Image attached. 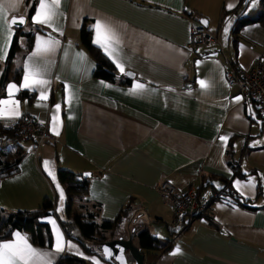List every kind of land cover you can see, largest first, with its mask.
Listing matches in <instances>:
<instances>
[{"label":"crops","instance_id":"0c3cea01","mask_svg":"<svg viewBox=\"0 0 264 264\" xmlns=\"http://www.w3.org/2000/svg\"><path fill=\"white\" fill-rule=\"evenodd\" d=\"M238 2L60 0L49 27L31 19L38 0H0L7 20L12 13L25 16L21 27H12L7 42L8 53L16 35L17 47L4 80L6 57L0 58V99L7 98L9 83L22 84L26 62L37 79L47 81L16 91L12 99L19 101L21 115L0 118V122L11 125L23 117L35 118L47 122L54 137L36 148L33 140L25 139L18 170L0 177V206L5 211L36 208L44 198L53 201V213L41 219L49 225L50 244H37L30 232L18 229L2 240H13L12 234L18 231L34 248L48 253L51 264L64 254L81 258L83 264H112L104 260L100 244L85 241L93 250L86 252L66 237L56 209L55 184L63 186L57 169L62 168L80 174L75 178L82 177V172L90 175L85 177L79 205L72 202L67 209L61 204L59 217L69 221L75 206V216L82 221L87 214L96 221L112 220L129 203V214L104 235L106 240L130 236L137 246L136 229L147 227L158 242L143 254L144 264H264V200L252 203L256 209L216 200L207 205L206 216L185 222L186 216H175L156 189L160 180L167 179L184 193L197 186L200 176L217 180L222 175L231 177L241 195L253 199L257 179H264V123L253 102L235 99L241 97L238 89L229 86L223 76L229 59L241 69L256 58L264 61V26L260 23L243 25L236 43L231 42L230 26L236 14L260 6V0H248L235 11ZM98 20L107 28V51L96 43L93 26ZM200 20L207 21L202 25L217 40L192 47L189 31ZM82 24L89 29L91 42L117 68L119 74L113 81L92 76L94 61L80 42ZM223 24L227 27L225 45L221 43ZM5 27L0 21V56L5 49ZM33 29L31 46L25 50L26 36L20 32ZM37 36L55 43L51 51L29 60ZM229 41L231 50L225 51ZM127 71L133 75L123 84L120 81ZM201 80L206 88L201 87ZM137 84L144 87L138 89ZM229 160L237 162L245 177L233 176ZM45 161L49 162L47 169ZM209 194L208 187L201 190L205 201ZM50 220H55V226ZM57 230L62 236L61 252L55 251ZM167 240L169 245L160 248ZM177 246L180 252L173 254ZM126 255L131 264L128 251Z\"/></svg>","mask_w":264,"mask_h":264},{"label":"trees","instance_id":"16d2710c","mask_svg":"<svg viewBox=\"0 0 264 264\" xmlns=\"http://www.w3.org/2000/svg\"><path fill=\"white\" fill-rule=\"evenodd\" d=\"M245 1L248 0H239L234 10L236 11L238 8H240L241 4ZM32 9L33 5L31 4L28 9V15L32 12ZM253 22H258L264 26V0H260L259 8L253 10L252 12L247 14L239 12L236 14V17L230 26L231 42L234 44L236 43L240 27ZM35 30H39V27H37ZM33 33L34 29L21 32V34L26 35V43L24 45L25 50H28L31 46ZM15 38L16 35L14 36L13 42L11 43V47L9 48L5 59V73L3 75V80L6 78V74L9 72L13 52L17 47ZM80 42L84 46L89 57L94 61L92 76L95 78L113 81L119 74L117 68L105 55V53L98 46L91 42L90 31L84 27V24H82L80 28ZM229 60L231 64H236V62L232 59ZM129 80L130 78L127 74L123 75L120 82L125 84L128 83ZM18 122L19 120L15 123H12L11 125H5L0 122V177L16 172L18 170V163L24 155V149L20 143L23 138L15 133ZM228 164L233 169V176L245 177L246 174L239 171L236 161L229 160ZM77 175L80 174L67 169H57V176L59 180L62 183H66V198H69L71 193L80 194L87 183V178H75ZM72 181L77 183V187L76 184H71ZM206 187L210 189V194L208 195L206 201L207 205L216 200L225 199L244 208L256 209V205H253L252 203L258 198L264 200V179L261 180L260 178L257 179L256 193L253 199L244 197L237 190H235L231 183V177H224L220 175L218 176L217 180H215V178L212 176H200L199 182L195 187L196 195L198 197H202L201 190ZM65 207L68 209L69 204L65 203ZM53 208V201H51L49 198H44L41 204L33 209L5 211L0 206V240L10 237L11 233L15 229H18L30 232L33 241L37 244H50L51 232L49 225L41 219L48 215V210H53ZM130 209L131 205L126 202L125 205L120 209L117 216L112 220L101 219L96 221L93 220V215L87 214L86 220L83 221L76 216L71 217L69 221L61 219L58 216V221L66 237L72 238L82 247L84 251L89 252L93 250L87 246L85 241L88 240L100 244L102 241L106 240L107 238L106 235H104V232L108 230L113 231L123 220V218L129 214ZM200 216H206L205 212L203 214L192 215L188 217L185 222L192 221L193 219ZM74 226L78 228V231L81 233L84 240L72 235L71 229ZM136 231L138 240L137 246L145 255V252L156 247L155 244L158 241L150 234L147 227L145 226L137 228ZM169 242L170 240H167V242H160V248H165L169 245ZM83 263L84 260L75 255L64 254L54 264Z\"/></svg>","mask_w":264,"mask_h":264},{"label":"snow or ice","instance_id":"6c2138e0","mask_svg":"<svg viewBox=\"0 0 264 264\" xmlns=\"http://www.w3.org/2000/svg\"><path fill=\"white\" fill-rule=\"evenodd\" d=\"M254 2V0H253ZM60 5V0H38V6L35 8V13L31 17L33 23L35 24H43L48 25L49 27L52 26L55 16L57 15V10ZM10 7H14L15 5H9ZM229 8L233 7V5H228ZM5 11V5L0 4V21L6 26L5 31L6 35V43L5 49L2 52V56L0 58H4L7 56V42L11 39L12 36V27L16 24H23L25 22V18L21 17H12L11 20H7L3 16V12ZM207 23V21H204ZM96 30V43L100 44L105 48L107 51V42H108V35H107V28L101 21H97L96 24L93 26ZM227 31V29H225ZM55 42H50L44 40L42 37L37 36L36 38V47L32 54L29 56V60L32 59L33 56H36L41 53H46L52 50V47ZM121 71H123V67L119 66ZM37 73L30 70L29 64L26 62L24 64V77L23 82L21 85H17L15 83H9L7 85V98L0 99V118H14L21 115L18 110L19 101L12 99L14 93L19 91L20 88H34L37 85L45 84L47 81L37 79ZM202 88H206L208 85L205 81H199ZM144 85L137 84L136 88H143ZM42 99H47V97L41 93ZM237 101L242 99L241 97L235 98ZM57 110L60 109V105L57 104L55 106ZM56 120V116H53V121ZM55 131V128H53ZM58 134V133H57ZM223 140H227V137H222ZM49 165L48 161L44 162V166L47 169ZM49 175L52 176L53 180H55V175L49 171ZM89 175V174H85ZM252 178H249L248 183L252 184ZM236 185H240V181H235ZM57 188L60 193V200L63 201L64 199V192L63 189L57 184ZM50 223L55 226V220H50ZM14 236L13 240H0V264H51V261L47 259L48 253L42 252L39 249L34 248L29 242L26 236L22 235L20 232H14L12 234ZM55 251L61 252L63 251V243H62V236L59 231H56V243H55ZM105 253L111 255L109 249L105 248ZM180 248L177 246L175 252L173 254L179 253ZM122 259V257H119ZM95 259V258H92ZM96 264H99V261H96Z\"/></svg>","mask_w":264,"mask_h":264},{"label":"built area","instance_id":"2783aa9c","mask_svg":"<svg viewBox=\"0 0 264 264\" xmlns=\"http://www.w3.org/2000/svg\"><path fill=\"white\" fill-rule=\"evenodd\" d=\"M216 40V36L209 33L202 24L193 26L189 31V45L192 47L213 43ZM223 76L229 86H235L238 89L244 101L255 104L257 115L264 123V61L256 58L246 69L229 63L223 69ZM15 133L23 139L33 140L35 148L43 141L54 138L47 122L29 117L19 120ZM156 189L175 216L188 218L203 214L206 210L205 199L198 197L193 187H189L182 193L173 182L162 179L158 182Z\"/></svg>","mask_w":264,"mask_h":264},{"label":"water","instance_id":"95a60500","mask_svg":"<svg viewBox=\"0 0 264 264\" xmlns=\"http://www.w3.org/2000/svg\"><path fill=\"white\" fill-rule=\"evenodd\" d=\"M23 15H18L15 13H12L8 20L10 21L12 17H21ZM25 18V16H23ZM204 21L206 20H200L201 24L206 25V23H204ZM23 24H16L13 27H21ZM126 74L128 73L129 76H132L133 74L130 72H125ZM89 174L90 172H82L81 176L82 177H88L89 175H85V174ZM48 214L53 213V210H48L47 211ZM221 232H223L221 230ZM105 248L109 249L111 255L105 253ZM100 249H101V253L103 255L104 260L112 263V264H130L129 261L127 260V255H126V251H128L130 257L132 258L133 262L131 264H144L143 262V253L139 250V248L133 244L132 242V238L130 236H128L127 238L123 237V236H119L117 238H112V239H108V240H104L100 243ZM119 257H122V259H120Z\"/></svg>","mask_w":264,"mask_h":264},{"label":"rangeland","instance_id":"374dc122","mask_svg":"<svg viewBox=\"0 0 264 264\" xmlns=\"http://www.w3.org/2000/svg\"><path fill=\"white\" fill-rule=\"evenodd\" d=\"M257 3H259V0H257ZM221 29H222V33H221V35H222V40H221V43L223 44L224 43V45H225V37H226V31H225V29H227V27L226 26H224V24L221 26ZM21 33V32H20ZM20 35H22V34H20ZM26 36V35H25ZM231 36V35H230ZM21 45H22V42L20 43ZM231 42L229 41V45H228V48L225 50V51H227L228 49H230L231 50ZM24 140L25 139H22L21 141H20V143H21V145L22 146H25V142H24ZM261 141L263 140V139H260ZM8 147V146H7ZM6 148V147H5ZM51 177V176H50ZM53 184H54V182H53ZM62 184V183H61ZM72 185H75L76 184V187H77V183H75V181H72V183H71ZM55 187H56V190H57V195H58V199H57V205H56V209H57V213L59 214V216L61 217L62 215H61V213H60V206H61V204H64V203H68V204H70V203H74L75 204V206H77V205H79V202L81 201V199H82V196H79V194H74V193H71L70 194V197L69 198H66V189H67V187H66V183H63V186L62 187H60L61 189H63V192H64V199H63V201H61L60 200V193H59V190H58V188H57V185L55 184ZM65 205V204H64ZM75 206H74V209H73V212H72V217H74L75 216ZM64 208V207H63ZM79 212H80V210H79ZM64 219V218H63ZM71 233H72V235L73 236H75V237H79V238H81L82 240H84L83 239V236L81 235V233L78 231V228L76 227V226H74L72 229H71ZM136 240V239H135ZM146 258H148V256L146 255ZM145 258V259H146Z\"/></svg>","mask_w":264,"mask_h":264}]
</instances>
